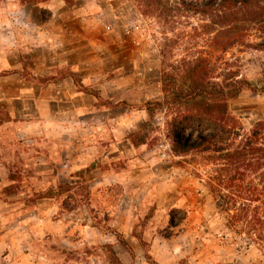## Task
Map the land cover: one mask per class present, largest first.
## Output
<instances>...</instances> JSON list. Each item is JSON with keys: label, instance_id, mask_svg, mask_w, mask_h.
Here are the masks:
<instances>
[{"label": "rangeland", "instance_id": "374dc122", "mask_svg": "<svg viewBox=\"0 0 264 264\" xmlns=\"http://www.w3.org/2000/svg\"><path fill=\"white\" fill-rule=\"evenodd\" d=\"M44 1L24 6L44 7L54 0ZM59 1L71 9L77 5L75 0ZM99 1L106 6L98 20L102 28L95 35L103 37L111 33L121 42L111 44L109 38L110 44L104 42L103 51L110 53L107 54L110 58L103 64L105 73L101 79L115 81L125 90V100L118 106L120 112L125 110L127 124H135L134 129H127L126 139L138 149L136 167L144 171L139 177L142 184L150 182L148 194L132 208L137 213L132 235L143 251L136 254L118 230L117 212L126 195L123 186L92 190L89 181L96 179V175L90 168L87 173L75 174L72 180L61 167L60 178L57 169L48 165L49 156L53 159L51 154L47 156V164L41 165L35 152L17 140L15 130L2 125L0 264H119L127 258L132 261L129 264L144 259L149 263L146 258L149 243L157 236L169 241L181 264H264L262 254L255 247H248L245 238L227 231L226 216L218 210L205 182L209 169L203 156L194 153L177 158L170 152L173 112L157 106L164 99V75H175L180 81V75L202 59L207 60L211 73L219 67L215 41L219 27L214 24L215 16L186 9L188 5L203 9L211 0H165L162 9L148 8L140 0ZM24 6L20 0H0V21ZM42 13L44 19L49 18L48 10ZM252 33L251 42L264 44V35L254 30ZM227 60L242 77L261 84L264 53L236 49L227 55ZM24 63L26 68L32 67L27 57ZM114 66L121 67L120 75L114 74ZM68 75L80 83V75L70 69L61 73L64 77ZM214 76L215 70L211 74ZM38 80L45 83L52 78ZM93 94L99 96L97 91ZM104 104L113 106L109 101ZM229 113L248 133L256 123L264 121V94H242L229 103ZM6 118L5 114L0 116V120ZM116 141L110 130L106 141L109 146L105 149L110 158ZM47 148L51 152L53 146L48 145L46 153ZM55 161L63 166L64 152L57 151ZM109 163L105 158L104 170H110ZM113 163L114 168L126 167L121 161ZM60 185H69L70 192L66 188L59 190ZM43 194L53 199H38ZM174 209L187 213V219L176 229L170 227V213Z\"/></svg>", "mask_w": 264, "mask_h": 264}, {"label": "crops", "instance_id": "0c3cea01", "mask_svg": "<svg viewBox=\"0 0 264 264\" xmlns=\"http://www.w3.org/2000/svg\"><path fill=\"white\" fill-rule=\"evenodd\" d=\"M75 1L77 5L73 9L59 0L44 7H20L0 21V74H6L0 78V116L7 117L0 120V128L7 125L15 130L17 140L35 152L41 165L47 164V156L51 154L53 159L49 156L48 165L57 169L60 178L61 167L72 180L75 174L87 173L90 168L96 175L88 183L92 190L123 186L126 195L117 212L118 230L138 254L143 248L132 235V222L137 217L132 208L148 194L150 182L142 184L139 177L144 171L136 167L138 149L126 139L127 129H134L135 124H127L125 110L120 112L118 106L125 100V90L115 81L101 79L105 73L103 64L110 58V53L103 51L104 42L110 44L108 38L111 44L121 42L111 33L103 37L95 35L102 28L98 20L103 15L104 3ZM46 10L49 18L44 19L42 12ZM25 57L31 61V68H26ZM111 58L114 60V56ZM114 68V74L120 75L121 67ZM64 69L79 74L80 83L70 75L61 76ZM40 78L52 80L43 83L39 82ZM107 101L113 106L105 105ZM110 130L117 140L111 158L105 150L109 146L106 141ZM48 145L53 148L51 152L47 148L46 153ZM64 147L68 149L63 150ZM56 149L65 154L63 166L56 164ZM105 158L110 160V170L102 166ZM114 161H121L126 167L114 168ZM170 246L167 239L157 236L149 243L148 255L157 264H181L178 252H172ZM122 262L132 261L127 258ZM135 264L149 263L144 259Z\"/></svg>", "mask_w": 264, "mask_h": 264}, {"label": "trees", "instance_id": "16d2710c", "mask_svg": "<svg viewBox=\"0 0 264 264\" xmlns=\"http://www.w3.org/2000/svg\"><path fill=\"white\" fill-rule=\"evenodd\" d=\"M140 1L148 8L162 9L165 0ZM43 2L20 0V5ZM186 9L215 16L220 65L214 69V77V70L211 73L203 59L178 76L180 81L175 75H164V99L157 106L173 112L170 140L174 156H203L209 169L205 182L218 210L226 216L227 231L245 238L248 247H255L264 258V121L245 133L241 123L229 113V103L242 94H264V78L256 85L242 77L227 60V55L236 49L264 53V44L250 41L252 30L264 35V0H211L203 9L193 5ZM63 188L71 190L69 185L59 186V190ZM44 196L47 195L38 199H53ZM186 219L185 211L174 209L170 213V227L176 229ZM146 258L150 264H157L150 255Z\"/></svg>", "mask_w": 264, "mask_h": 264}, {"label": "built area", "instance_id": "2783aa9c", "mask_svg": "<svg viewBox=\"0 0 264 264\" xmlns=\"http://www.w3.org/2000/svg\"><path fill=\"white\" fill-rule=\"evenodd\" d=\"M108 30H110V27L108 28ZM170 152H172V151H170Z\"/></svg>", "mask_w": 264, "mask_h": 264}]
</instances>
